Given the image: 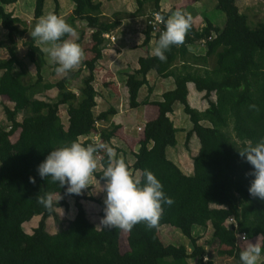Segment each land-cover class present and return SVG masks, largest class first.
Segmentation results:
<instances>
[{"label": "trees", "instance_id": "1", "mask_svg": "<svg viewBox=\"0 0 264 264\" xmlns=\"http://www.w3.org/2000/svg\"><path fill=\"white\" fill-rule=\"evenodd\" d=\"M16 1L0 0V24L7 30L9 55L0 60V96L7 97L13 104L4 106L9 129L0 125V264H191L189 258H199L200 264H216L215 255L199 244L194 235L196 226L211 227L210 243L217 256L229 255L237 264H240L239 253L243 249L238 234L245 233L247 240L260 238L264 244V201L249 195L252 177L246 173L251 166L235 148L237 141L243 145L264 137V23L252 28L248 15L241 11L236 0H216L218 9L226 16L223 27L210 19L205 26L197 27L191 19L184 43L171 46L165 52V61L152 55L140 57L139 68L128 75L130 107L152 105L157 107L158 113L145 123L139 134L135 161L126 165L133 177L137 171L140 177L145 169L153 172L173 203L162 205L154 228L138 223L126 232L127 249L123 251L124 231L98 228L87 216L82 200L97 202L103 208L100 199L93 195L67 194L64 188L50 182L49 178H40L37 173L38 164L50 150L97 132V123L106 125L115 114L113 107L99 114L94 111L98 95L95 72L106 45L104 35L116 29L120 20H105L100 1L72 0L74 9L65 21L77 31L78 42L88 37L91 41L89 54L82 61L88 73L75 91L71 81L77 73L73 70L55 82L45 81V53L29 35L36 21L44 15L46 0L35 1L31 25L5 9V5ZM137 1L141 10V0ZM159 1L156 0L154 10L161 11L164 19L177 9L162 11ZM54 2L58 15L59 0ZM77 20L86 22L88 35L85 29L78 28ZM159 34L146 26L144 43L148 44L152 38L157 40ZM68 37L66 34L61 39ZM24 39L27 52L22 56L19 41ZM197 42L204 43L203 55L197 56L189 50ZM26 58L35 64V78L27 77L30 71ZM54 69L55 65L53 73L57 74ZM152 72L156 78H172L173 87L164 91L160 99L152 100L151 85L149 94L139 101V92L150 85L148 76ZM189 83L203 93L207 102L205 109L191 105ZM52 89H57L56 97H39ZM214 95L216 100L212 98ZM177 104L182 105L192 122L185 146H189L193 135H197L200 142L193 156L192 174H186L167 153L178 144V128L170 117ZM62 105L67 106L68 124L60 114ZM231 124L233 134L227 131ZM120 128L115 123L103 127L100 142L111 146ZM16 132L19 136L13 144L11 137ZM91 143L92 140L86 142ZM99 154L104 168L109 159L104 152ZM103 168L94 173L101 181H104ZM10 187L17 192L9 194ZM45 193L52 194L54 201L59 200L52 211L37 203V196ZM55 195L60 199H55ZM69 196L75 199L77 213L64 225L57 208L69 210ZM34 216H41L40 221L33 232L28 233L24 223ZM51 216L61 225L55 233L47 228V219ZM230 218L235 222L229 227L226 222ZM165 225L175 227L187 237L192 251L184 244L164 243L161 228ZM262 252L264 254V249ZM207 253L210 257L205 260Z\"/></svg>", "mask_w": 264, "mask_h": 264}, {"label": "clouds", "instance_id": "2", "mask_svg": "<svg viewBox=\"0 0 264 264\" xmlns=\"http://www.w3.org/2000/svg\"><path fill=\"white\" fill-rule=\"evenodd\" d=\"M163 18L157 17V20ZM164 29L159 34L152 48L151 55L165 61V52L173 45L184 43L185 34L191 26V17L175 10L163 19ZM74 29L66 21L55 15L48 14L36 21L29 33L30 37L40 45L47 54L49 62L55 65V72L67 74L77 68L84 57L82 48L71 39H61L66 34L71 36ZM255 108V105H250ZM233 145L234 143L231 142ZM239 156L250 166L246 175L252 177L248 187L250 196L264 201V137L255 143L240 145L235 142ZM104 152L109 159L103 168L101 177L104 184L103 215L99 225L108 229H120L129 232L138 223H144L148 228H154L162 213V205H171L172 199L163 191L161 181L150 170L145 169L142 177H133L126 163L117 159L114 163L112 147L102 142H93L87 146L77 141L62 145L48 152L38 164L37 173L40 178H49L50 182L64 188L65 193L80 195L92 184L93 175L97 169L96 154ZM34 182V178H29ZM37 203L45 210H54L55 203L52 194L37 196ZM60 199V198H59ZM240 240H246L247 235H240ZM264 244L249 242L239 253L240 264H258Z\"/></svg>", "mask_w": 264, "mask_h": 264}, {"label": "rangeland", "instance_id": "3", "mask_svg": "<svg viewBox=\"0 0 264 264\" xmlns=\"http://www.w3.org/2000/svg\"><path fill=\"white\" fill-rule=\"evenodd\" d=\"M19 1L21 2V0H19ZM96 1H99V0H96ZM236 1H237V4L239 5L241 11L248 15V18H249L248 23H249L250 27L254 28V27H257L260 23H264V0H236ZM100 2H102V4H103V9L106 10V12L109 15H114V18H117V19H120V18L124 19V18L129 16V11H133V14L135 15V17H139V19L142 20L141 16L144 15V13H146L147 11H150L152 8L155 7V0H141V3H142L141 4L142 5L141 10H138L139 5H138L137 0H100ZM23 3H24L23 4V7H24L23 10L18 13L17 9H16L14 11V13L22 15L21 19L23 18L24 21L29 22V24L31 25V21H33V18H34L35 0H28V1L23 0ZM161 3L166 9L177 8L176 10L179 9L182 12H184L185 14L189 15L190 17H195L196 19L199 17H203V19L204 18L210 19L216 24H220V25L225 24L226 16L220 9H218L216 0H196V1H192V0H161ZM61 4L62 5L60 6V2H59V11H58L57 16H60L61 14H65V16L61 17L65 20V18L66 17L68 18L70 16L69 14H71L70 13L71 6H70L68 0H63V2H61ZM55 7L56 6H55L54 0H47L46 5L44 6V10H45L44 15L46 16L48 14H55ZM5 9H6V5H5ZM10 9H11V4H10V6H8V8L6 10L8 11ZM150 12H148V13H150ZM44 15H43V17H44ZM77 23H78V26L86 29V22L81 21V20H77ZM86 30L88 31L89 29H86ZM140 30L141 29L139 28V31ZM143 30L145 31V29H143ZM89 33L90 32H88L86 34L88 35ZM135 33H137V31H135ZM77 35H78V33H77ZM5 37H6V35H4L1 38V40H3V42L0 44V60L9 58L8 51H7L8 41L5 40ZM74 37H75V35H73V37L71 35L67 39L74 40V39H72ZM135 37H136L138 42L142 41L140 44V47H143L146 49V47L144 46L145 43H143V40L141 39V37H142L141 34L138 33L135 35ZM24 41H25V39L19 41L20 54L22 56H25V54L27 52V48L24 45ZM74 41L76 43H78L79 46L82 48V50L84 52V57H83V60H84L85 57L89 54L88 49L90 48V42H91L89 37L84 39L82 42L76 41V37H75ZM37 45L41 46L42 48L44 47V45H40V44H37ZM87 45H88V47H87ZM195 47H199V45H197ZM25 60L27 61V64H29V71H30V74L27 77L28 78H35V76H36L35 64L29 62L27 58ZM44 62L45 63L43 65V74L45 77V81H49V80L57 81V80H59L58 78L61 79V77L64 76V74H58V73L54 74L53 73V65L54 64H51L49 62V59H48V56L46 53H45ZM73 71L75 73H77V75L71 81L72 82L71 87L75 91H78V89L81 87L82 76H84V74L82 72L85 71V74H86V72H88V71L83 66L82 62ZM154 77L156 78L155 75H152V77L149 76L150 85L144 86V91H142V89H141V91L139 92L140 93L139 99L141 97H146L147 94H149V86H151V83H153V82H154V86H153V91L150 94V98H154V95H153L154 93L158 94L156 92H162V90L167 89L166 87H168V86H165V85L160 86L161 81L156 82ZM96 84H97V88H98L99 93H100V81H97ZM110 87H112V89H113V90H111V92L113 94V98L110 100L107 98V100H105V101L101 100L99 98V101H98L97 106L95 108L96 111L100 110V104H101V106L104 105L103 106L104 110H108V108L110 107V104H117V102L120 98H121V100H120V104H118L119 106L121 105L123 108L127 107V105L130 106L129 105V99L127 97V92H126L124 85H123V87H117V86H114V87L110 86ZM53 93H54V96H52L50 98L56 97L57 89H53ZM115 95L118 96L117 102L114 99ZM44 96H46V94L41 95L39 97H44ZM158 97L160 98L161 96L155 95V98H158ZM216 98L217 97L215 96L214 99L216 100ZM191 102H192L191 104L195 108H199V109H201L207 105L206 104L207 102L204 100L203 95L201 96L200 93H197V91L194 89V87H192ZM5 104H8L11 107L13 106V104L9 101V99L7 97L0 96V125L3 126L4 128L9 129V121H8V118H7L6 113L4 111ZM112 106H114V105H112ZM154 107L150 106V109H154ZM130 109H133V108L130 107ZM155 110H157V108ZM60 114H61L63 122L65 124H68L67 106H65V105L61 106ZM152 114L154 116L155 112ZM156 115H157V113H156ZM173 117H174V124L178 128V131H177L178 144L175 147H172L169 149L168 156L172 160L176 159L177 161H179V163L182 165L184 170H187L188 172H190L193 169V156L197 153V151L199 149V145H200L199 138L197 137V135H193V137L191 138L189 146L188 147L185 146L186 135H187V132L192 128V122L189 120V117L183 112L181 104L176 105V110H175V114ZM19 119H22V117L20 116ZM143 119L144 118H137L136 122L137 123H143V121H144ZM116 120L119 121V119H116ZM123 122H124V120H123ZM129 122L130 121H127V122L125 121L124 125L129 127L130 131H131V127H132L133 133L140 134V133H138L137 128H136L137 124L134 123L133 124L134 126L132 125V123L134 122V118L132 119V122H130V124H129ZM144 126L145 125H141V127L138 128L139 132H141L144 129ZM227 131L229 133L233 134L232 124L230 125V128ZM18 136H19V132H16L11 137V143L15 144L18 140ZM140 136L141 135H139V136L136 135V136H134L135 140L131 139V143H130L131 146H124V145H121L119 147L113 146V148H115L114 155H113L115 161L117 159H119V160H123L126 164L129 163L132 165L135 161V154L133 152L138 150V147H139L138 141H140V139H141ZM131 137L134 138L133 136H131ZM89 140H94V134H90L88 136H81L78 142L84 146H87L86 142H88ZM96 157H97V155H96ZM99 163H100V159L97 157V169H96V171L100 170ZM138 176H140L139 171L135 172V177H138ZM103 184H104V181L99 180L95 175H93L91 186H89L88 189L83 190L81 195H84V196L93 195L94 197L100 199L103 202L104 193H103V191H99L100 187H102ZM7 192L9 194H11V193L17 192V190L14 187H10L7 189ZM54 197H55V199H59L57 195H55ZM69 200L71 202V206H70L69 210H66L65 207L57 208V212L59 213V215L63 219L64 225L67 223L68 220H71L72 218L74 219V215H76V213H77V208L75 206L74 197L69 196ZM82 202L84 203L83 206H85V208H86L85 210H86L88 218L98 228H101L102 225H99V220L103 215L101 204L94 202V201H91V200H87V199H83ZM34 220H35V222H34ZM38 220H39V217L34 216L30 221L25 222L24 223L25 230L28 233H31L34 229V228H32V226L34 224L37 225ZM60 227H61V225H59L52 216L47 219V228H48L50 233L57 232L60 229ZM212 233H213V229L211 227L203 228V227L196 226L194 228V235L196 237H198L199 244L203 245L208 252L210 251V254L215 255L214 261L216 262V264H237L236 260L234 258L230 257L229 255L224 256V257L217 256L215 247H213L210 243L211 238H212ZM161 236H162V240L166 244H170V243L175 244V245L184 244L188 247L189 251H192V247H191L189 239L187 237H185L175 227H172L170 225L163 226L161 228ZM255 241L258 243H261V239L256 238L254 240H247L245 242H240V246L242 248H244L247 245V243L255 242ZM121 245H122V250L125 251L127 249L126 232L123 233V236L121 239ZM226 248L227 247H225V249ZM210 254L207 253L205 260L208 257H210ZM263 259H264V254L262 252V255L258 261V264H261ZM188 262L191 264L192 263L200 264V259L199 258H195V259L189 258Z\"/></svg>", "mask_w": 264, "mask_h": 264}, {"label": "crops", "instance_id": "4", "mask_svg": "<svg viewBox=\"0 0 264 264\" xmlns=\"http://www.w3.org/2000/svg\"><path fill=\"white\" fill-rule=\"evenodd\" d=\"M192 1H196V0H192ZM59 2H60V6H61L62 5L61 2H63V0H59ZM68 2L70 4V6H71L70 13H72V10L74 9V2L72 0H68ZM155 2H156V0H155ZM46 3H47V0L45 1V5H46ZM23 4H24L23 0H21V2L19 0H17L13 4H11V9L8 10V11L13 12L14 16H17V17L21 18L22 15L15 14L14 11L17 9L18 13L21 12L23 10V8H24ZM8 6H10V4L6 5V9L8 8ZM159 6H160V9L162 11L170 10V9H166L162 5L161 0L159 1ZM154 8H152L151 10L154 11ZM150 11H147L146 13H144V15L141 16L142 20H140L139 17H135V15L133 14V11H129V16L124 18V19L120 18L119 19L120 20V25L116 29L111 31V35L116 37V41L113 42L110 39L106 40V45H105V48L103 49V56L100 59V61L98 62L97 68H96V72H95V75H96L95 84L97 83V81H100V93H99V90L97 88V84L95 85L96 89L98 90V95H97V98H96L97 103L99 101V98L101 100H104V101L107 100V98L109 100L113 98V94L111 92V90H113V89L110 86L123 87V85H124V87L126 89V92H127V97L129 99L128 88L126 86V79H127L129 74L133 73L136 69L139 68V63H138L139 58L140 57L149 56L151 54L152 48L155 46V42H156L155 38L150 39L149 43L144 45L146 47V49H145L143 47H140V44H141L142 41L138 42L136 37H135L136 34H138V33L141 34V36H142L141 39L143 40V43H144V40H145V34L144 33H145V31L143 29L146 30V19L145 18H146V15L149 14L148 12H150ZM102 12H103L102 15L104 16L105 20L113 21V20L117 19V18H114V15H109L106 12V10H104L103 8H102ZM62 16H65V14H61L59 17H62ZM191 19H192V21L194 22V24L197 27L205 26L206 20H207V18L203 19V17H199L197 19L195 17H191ZM218 25H220V24H218ZM77 26H78V23H77ZM220 26L223 27L224 25H220ZM78 28L85 29V28L80 27V26H78ZM139 28L141 29L140 31H139ZM86 29H87V27H86ZM86 29H85V32H88ZM135 31H137V33H135ZM4 35H6L5 40H7V30H5L0 24V44L3 42V40H1V38ZM73 35H75L76 41H77V38H78L77 37L78 36L77 35V31L73 32L72 37H73ZM75 37L72 38V39L75 40ZM197 45H199V47H195ZM189 48H190L189 49L190 52L192 54L197 55V56L203 55L205 53V47H204V43L203 42H197L196 44H193ZM179 65H181V64H179ZM82 73L84 75H86L88 72H86V74H85V71L82 72ZM152 74H154V73L153 72L150 73L149 76L152 77ZM64 76H65V74H64ZM149 76H148V79H149ZM63 77H61V78H63ZM82 78H83V76H82ZM58 79H60V78H58ZM154 79H155L156 82H160L161 81L160 86H164V85L168 86V87H166L167 89L162 90V92H156L158 94H155L154 93L155 91L153 92L154 93L153 94L154 98H151V99L152 100H158L160 98L159 97L155 98V95L156 96H161L164 91L172 88L174 81H173L172 78L166 80V79H160V78H155L154 77ZM49 81L50 82H55V81H51V80H49ZM151 85L154 86V82L151 83ZM192 87H194V85L192 83H189L188 88H189V101H190V103H192L191 102ZM194 89H195V87H194ZM142 91H144V87L142 88ZM197 93H199V92H197ZM45 94H46V97L54 96L53 89L50 90V91H47ZM200 95L202 96L203 93H200ZM215 96L216 95H214L212 98L214 99ZM114 97H115L114 98L115 101L117 102L118 96L115 95ZM144 98L145 97H141L139 99V101H142ZM120 100H121V98L118 100L117 104H110V107H113L116 110V112L113 115V117L111 118V120L106 124V125H109L110 123H115V124L120 125V127H121L120 130L118 131V137L113 138L112 142H111L112 145L109 146V147H112L113 153L115 151V148H113V146H115V147H119L121 145L131 146L130 145L131 139L135 140L134 136H136V135L139 136V134L133 133V128L132 127H131V131H130L129 127L124 125L125 121L126 122L127 121L132 122V119L134 118V122L132 123V125L134 123H136L137 124L136 125L137 131H138V133H140L138 128L141 127V125H145L147 120L155 118L156 117V113H158V109L155 110L157 107L155 108L153 106L154 109H150V106H152V105H145V106L140 105L139 107L133 108V109H130V106L127 105V107L123 108L121 105L120 106L118 105V104H120ZM112 105H114V106H112ZM103 106H101V104H100V110L96 111L94 109L95 113L99 114L100 112L104 111ZM206 107H207V105L205 107L201 108V110L205 109ZM175 110H176V108H175ZM154 112H155V115L153 116L152 113H154ZM174 114H175V111L170 114V117H171V119L173 121H174V117H173ZM137 118H144L143 119L144 120L143 123H137L136 122ZM116 119H119V121H117ZM123 120H124V122H123ZM130 122H129V124H130ZM106 125H103V127H105ZM130 135L133 136L134 138H132ZM170 148H172V147H170ZM169 149H168V151H169ZM135 152H137V150L134 151L133 153L135 154ZM173 161H175L186 174H192L193 173L194 167H193V169L190 172H188L187 170H184V168L179 163V161H177L176 159H174ZM114 162H115V159L113 157V163ZM99 165H100V170H101L103 168L101 162L99 163ZM129 165H131V164H129ZM67 200H68V202H69V204L71 206V202L69 200V197L67 198ZM83 205H84V203H83ZM84 208H85V206H84ZM75 216L76 215H74V218H75ZM38 217H39V220L37 222V225H35L33 223L34 225L32 226V228H35V227L38 226V223L40 221L41 216H38ZM34 222H35V220H34Z\"/></svg>", "mask_w": 264, "mask_h": 264}, {"label": "built area", "instance_id": "5", "mask_svg": "<svg viewBox=\"0 0 264 264\" xmlns=\"http://www.w3.org/2000/svg\"><path fill=\"white\" fill-rule=\"evenodd\" d=\"M158 16L164 19L162 12L156 11V10L151 11L148 15H146V18H145L146 19V26L150 27L154 34L161 33V31L164 29L163 19L157 20ZM104 36H105V38L110 39L113 42L116 41V37L111 35V33L105 34ZM97 128H98L97 132L93 133L94 134V140H92L93 142H100L101 141V129L103 128L102 124L98 122ZM96 155L99 159L101 158L99 153H97ZM234 222H235L234 218H230L227 220L226 225L230 227ZM244 234L245 233L238 234V242L239 243L245 242L247 240L246 239V240L242 241L239 239V236L244 235Z\"/></svg>", "mask_w": 264, "mask_h": 264}]
</instances>
